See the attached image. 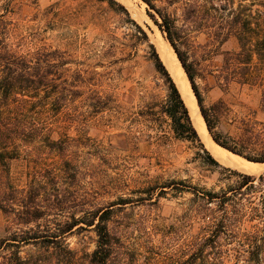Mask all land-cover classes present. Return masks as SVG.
Masks as SVG:
<instances>
[{"label":"trees","instance_id":"obj_1","mask_svg":"<svg viewBox=\"0 0 264 264\" xmlns=\"http://www.w3.org/2000/svg\"><path fill=\"white\" fill-rule=\"evenodd\" d=\"M95 1L107 3L114 13L126 17L124 49L113 45L107 54L117 52L122 55L119 62L134 65L140 59L151 69L163 93L161 113L168 119L173 137L192 149V162L210 173L219 169L227 180L235 178L219 191L196 188L189 211L194 233L165 252H150L151 262L264 264V173L245 174L217 161L201 141L180 90L146 30L116 0ZM141 1L186 73L214 143L250 163L264 164V122L242 120L241 133L236 136L216 131L219 103L209 109L204 106L195 83L196 68L177 46L179 41H187L191 33L206 35L212 45L208 53L220 63L215 71L216 87L222 91L234 83L257 87L264 108V0H166L168 5L179 6L180 26L175 15L157 7L155 0ZM7 25L0 19V211L14 218L18 227L0 241V264H76V254L68 247L66 236L83 226L92 227L97 238L88 264H121L118 239L108 229L110 210L95 209L87 218L72 214L56 224L49 219L54 212L62 213L68 208L59 183L62 173L73 181L77 179L78 171L70 160L51 173L55 181L52 189L38 180L19 188L11 175L14 162L30 163L41 147L46 153L64 155L61 142L70 137L64 132L66 123L60 116L63 109L79 102L95 115L113 111L117 107L115 99L101 89L102 85L111 86V77L101 80L86 77L85 70H71L67 65L74 62L66 51L41 46L23 52L20 41L15 47L10 42L12 35ZM230 38L236 40L238 49L222 50ZM210 109L216 114L215 119ZM53 134L58 139H53ZM127 203L123 200L120 204ZM24 246H31L34 251L22 256Z\"/></svg>","mask_w":264,"mask_h":264},{"label":"rangeland","instance_id":"obj_2","mask_svg":"<svg viewBox=\"0 0 264 264\" xmlns=\"http://www.w3.org/2000/svg\"><path fill=\"white\" fill-rule=\"evenodd\" d=\"M116 1L127 8L152 42L150 32L157 26L148 16L146 4L141 0ZM154 3L175 15L177 25H181L178 5H168L166 0ZM125 18L114 13L107 3L95 0H0V19L8 23L13 47L20 41L23 52L41 46L66 51L74 62L67 65L71 70H85L86 77L101 80L111 77V86L102 85L101 89L112 95L117 104L113 111L98 115L79 102L63 109L60 116L66 123L64 132L70 137L61 142L64 155L46 153L41 147L30 163L14 162L11 175L19 188L38 180L52 189L55 181L51 173L70 160L78 171L77 179L73 181L67 173H62L59 183L69 205L62 213L49 216L50 221L56 224L72 214L87 218L95 209L110 210L108 229L118 239L121 264H154L150 252L151 255L165 252L194 233L189 211L196 188L219 191L235 178L227 180L219 169L210 173L192 162V149L188 143L173 137L169 121L161 113L163 93L147 65L140 59L137 65L119 62L122 55L117 52L107 54L113 45L124 49ZM177 46L196 68L195 83L204 106L209 109L219 103L216 131L236 136L241 133L242 120L264 122L259 88L235 83L225 91L216 87L215 71L220 63L208 53L212 45L206 35L191 33L187 41L181 40ZM237 49L234 38L222 46L225 51ZM189 95L195 106L191 91ZM52 137L58 139L56 134ZM167 184L172 186L161 188ZM123 200L128 203L121 205ZM13 220L0 211V241L16 231L18 226ZM96 239L93 228L86 226L66 236L68 247L76 254V264H88ZM33 249L24 246L21 255Z\"/></svg>","mask_w":264,"mask_h":264},{"label":"bare ground","instance_id":"obj_3","mask_svg":"<svg viewBox=\"0 0 264 264\" xmlns=\"http://www.w3.org/2000/svg\"><path fill=\"white\" fill-rule=\"evenodd\" d=\"M122 1V0H121ZM127 3V1H126ZM129 3V2H128ZM133 3V2H132ZM129 6V5H128ZM133 7V6H132ZM135 8V7H134ZM137 9V8H136ZM140 9V8H139ZM138 10V9H137ZM136 12V11H135ZM138 13V11H137ZM141 13V12H140ZM139 13V14H140ZM136 14V13H135ZM151 27V26H150ZM152 37V42L156 46L160 57L168 68L171 76L173 77L175 83L177 84L182 98L184 99L186 106L189 110L192 122L201 138V141L208 149V151L219 161L228 164L232 167L238 168L239 170L254 175L261 171H264V164L250 163L241 157H238L229 151L219 147L214 143V141L208 135L205 129L204 122L200 115V112L193 106L192 98L189 95L190 88L188 86L185 74L176 58V55L170 45L163 39L161 34L157 29H152L150 32ZM194 98V97H193ZM194 101V100H193ZM196 109V111H195Z\"/></svg>","mask_w":264,"mask_h":264},{"label":"water","instance_id":"obj_4","mask_svg":"<svg viewBox=\"0 0 264 264\" xmlns=\"http://www.w3.org/2000/svg\"><path fill=\"white\" fill-rule=\"evenodd\" d=\"M175 55H176V54H175ZM176 58H177V56H176ZM177 60H178V58H177ZM178 62H179V60H178ZM179 64H180V62H179ZM164 65H165V64H164ZM180 66H181V64H180ZM181 68H182V66H181ZM182 70H183V68H182ZM183 72H184V70H183ZM169 73H170V72H169ZM184 74H185V77H186V79H187V82H188V86H189V88H190V91H191V93H192V95H193V97H194L195 103H196V105L198 106V103H197L196 97H195V95H194V93H193V90H192V88H191V85H190L189 79L187 78L185 72H184ZM198 109H199V106H198ZM199 112H200V109H199ZM200 115H201V113H200ZM201 117H202V115H201ZM202 120H203V122H204L203 117H202ZM204 125H205V122H204ZM205 127H206V125H205ZM206 130H207V128H206ZM207 131H208V130H207ZM212 140H213V139H212ZM246 161H248V160H246ZM253 163H255V162H253Z\"/></svg>","mask_w":264,"mask_h":264}]
</instances>
